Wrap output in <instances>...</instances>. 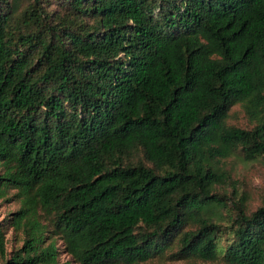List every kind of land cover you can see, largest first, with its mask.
I'll use <instances>...</instances> for the list:
<instances>
[{"label":"trees","instance_id":"trees-1","mask_svg":"<svg viewBox=\"0 0 264 264\" xmlns=\"http://www.w3.org/2000/svg\"><path fill=\"white\" fill-rule=\"evenodd\" d=\"M234 157L264 161V0H0V264H264Z\"/></svg>","mask_w":264,"mask_h":264},{"label":"rangeland","instance_id":"rangeland-1","mask_svg":"<svg viewBox=\"0 0 264 264\" xmlns=\"http://www.w3.org/2000/svg\"><path fill=\"white\" fill-rule=\"evenodd\" d=\"M229 122L231 124H236L239 126H248L249 121L245 117L240 106H235L230 114ZM229 165L234 169L235 178L240 181V188L244 190L248 197V207L249 210H255L259 207L264 200V161H243L240 157H234L229 159ZM20 201L16 200L12 194L7 198L0 199V226L4 224V228L7 230L6 234V254L10 256L11 253L22 247L23 245V232L21 230H16L10 225L11 218H13L14 213L20 208ZM57 246L60 251V260L67 261L71 260V256L68 255L65 249L63 241L57 238ZM2 262V255L0 253V263ZM141 264H217L213 262H188L185 260L179 261H165L161 259H152L148 262H143Z\"/></svg>","mask_w":264,"mask_h":264}]
</instances>
